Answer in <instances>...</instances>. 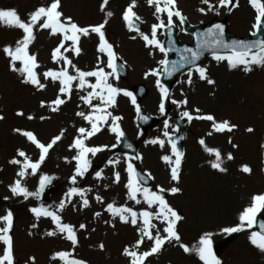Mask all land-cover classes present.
Listing matches in <instances>:
<instances>
[{
    "label": "rangeland",
    "instance_id": "rangeland-1",
    "mask_svg": "<svg viewBox=\"0 0 264 264\" xmlns=\"http://www.w3.org/2000/svg\"><path fill=\"white\" fill-rule=\"evenodd\" d=\"M50 3L51 0H0V9H14L27 22L29 13ZM102 3L103 0H60L59 10L64 17H71L81 27L97 26L107 19L103 29L106 41L112 46L115 60H120L127 69L125 81L110 76L109 83L123 91L135 85H144L148 89V96L140 105L148 114L161 116L155 108L159 93L156 79L161 72L159 61L164 60V56L155 47L146 46L140 33L149 36L152 26L160 22L157 16L167 24V14L156 13L155 6H150L148 0H135L133 11L139 17L136 21L141 25V31L136 33L129 30L123 20V12L132 0H108L101 11ZM233 3L238 6H219L217 10L208 11L209 5L218 4V0H209L208 4L202 3V0H175L176 9L190 25L208 23L216 18L226 20L227 30L234 36L252 35L255 9L249 0H233ZM109 11L112 16L106 17L105 13ZM172 19V25L178 32L177 40L190 43V36L181 29L180 19L175 16ZM162 29L157 31V39L161 42ZM33 34L35 39L28 46V53L36 57L39 67L35 71L45 84L43 89L24 83L23 75L12 70L10 57L4 54L3 48L8 46L14 49L24 33L17 27L0 23V117H3L0 119V216L6 215L8 211L12 212L9 235L14 264H69L71 260H79L83 264H131V258L123 254L125 247L132 250L137 240L142 239L136 249L142 253L150 250L152 241L147 237L141 238L138 229L142 224L139 221L137 225L121 222L118 216L114 217L107 211V204L126 206L137 213L155 212L157 208H149L140 194L137 195L141 201L139 204L128 198L127 159L130 158L112 152L111 147L116 144L117 139L110 131L111 118H108L107 123L99 124V132L84 139L85 146L100 147L102 150L94 156L91 153L87 155L90 161L88 171L83 177L77 176L75 183L71 182L76 168L73 158L79 152V149L72 146L80 136L78 129L84 127L91 130V125L77 113H100L84 104L81 96L92 89L86 87L81 90L76 86L78 80L72 82L69 94L61 95L59 81L43 78L45 71H60L65 67L68 74L73 76L77 75L76 69L94 71L100 67L105 72H111L112 69L107 67L108 56L98 51V34L90 32L87 36H80L79 54L73 50L71 41H65V47L69 50L61 51L75 68L66 66L63 61L54 62L52 59L53 49L63 39L61 34L53 35L50 29L40 28L39 25L33 28ZM15 66L19 69L22 65L17 61ZM199 67L206 70V79H200L195 69L192 70L190 83L188 73L178 79L172 102H179L178 106L181 108L177 109L175 103L174 111L168 117L170 120L165 119L169 125L167 128L164 120L154 129L142 134L134 122L137 104L134 105L123 91L115 96L114 106L107 108L112 116L120 117L118 126L128 136L139 141V157L130 159V163L151 175L152 184L149 189H163L168 195L167 204L181 217L175 226L179 242H166L159 252L147 257L144 264H203L195 252L185 253L179 245L182 243L190 249L199 246V240L205 233L211 234L212 254L221 264H264V251L252 245L249 240L253 228L231 234L222 231L226 227L238 225L239 215L244 208L250 206L251 198L264 194V66L250 65L251 70L245 72L243 65L229 68L228 62L210 57ZM153 70L157 75L149 74ZM208 79L213 83L209 84ZM87 80L88 83H95V77ZM221 84L225 87L222 88ZM151 85H154V90ZM57 96H61L65 103L52 111L54 105L51 102ZM184 99L186 105L181 103ZM92 103L99 105L101 101L94 99ZM184 109L195 116L188 128L179 180L173 181V165L162 159L167 155L173 163L175 161L164 133L173 132L172 119L176 114H182ZM208 115L214 117V120L196 118ZM224 121L234 126L231 131H215L213 124ZM249 128L253 131H247ZM17 129L20 131H16ZM24 131L32 132L45 145L57 136L61 139L49 149L37 172L32 174L31 169H28L21 179L17 173L21 170L24 158L18 152L23 151L31 162L38 161L40 157V150L22 135ZM153 139L163 140V147L149 142ZM201 140L204 141L203 145ZM206 147L220 152L221 167L225 171L211 167L215 156L205 151ZM229 154L232 159L227 158ZM13 159L21 163H10ZM109 160L118 162L111 164L110 169H105L108 171L106 178L100 181L95 173L104 169L99 167L109 165ZM243 166H248L250 173L243 172ZM116 173H119L118 182ZM42 175L52 179L40 192L38 199H24L23 196H14L10 191V186L21 179L22 186L30 192H36ZM49 184H52V194L41 199ZM173 187L179 191L172 193ZM72 188L83 190V196L74 194L69 198L67 193ZM97 196L101 199L97 200ZM84 199L88 201L87 206L83 205ZM61 200L65 201V207L57 214L63 223L73 227L77 238L75 245L66 238V234L58 231L50 217L37 218L30 211L33 207L41 206L56 211ZM258 215L264 218V211ZM151 223L155 225L151 229L153 236L157 231L166 235L163 233L165 224L162 220L152 219ZM34 224L36 227L32 226ZM81 224L85 225L83 229L80 228ZM4 226V222L0 221V228ZM53 231L56 235H47ZM4 247L0 242V255L3 254ZM60 252L69 255L61 259L56 256Z\"/></svg>",
    "mask_w": 264,
    "mask_h": 264
},
{
    "label": "snow or ice",
    "instance_id": "snow-or-ice-1",
    "mask_svg": "<svg viewBox=\"0 0 264 264\" xmlns=\"http://www.w3.org/2000/svg\"><path fill=\"white\" fill-rule=\"evenodd\" d=\"M209 0H202V3L208 4ZM150 6H155V12L166 13L167 14V24H165L160 17L157 16V19L160 21L158 24H154L151 29V36L140 33L142 38L145 41L146 46H152L158 49L161 53H166V49L163 46L162 42L157 39V31L160 28H167L173 23V17H178L181 22H183L184 17L182 13L176 9L175 0H148ZM249 3L253 6L256 11L255 22L252 25L254 31L252 35L256 34L255 30H258L261 27H264V3H261V0H249ZM108 4V0H103V3L100 5L101 11L104 10L105 6ZM219 6L228 7L231 5L232 7L238 6L233 3V0H218ZM135 7V0H132V3L124 10L123 12V20L126 22L129 30L138 31V28L135 24L136 20H139V17L133 11ZM60 8V0H51V3L47 6H40L36 8L33 12L29 13V19L27 22H24L18 15L17 11L14 9L2 10L0 9V23H6L8 26H14L22 30L24 33L21 40L17 41L16 47L10 48L5 46L3 48V52L6 56L10 57L12 63V70L19 71L24 79L23 82L26 84H31L38 89H43L45 84H43L35 71L39 66L36 62V57L33 55H29L28 46L35 39L33 34V28L39 25L40 28L50 29L51 34L55 35L57 33L63 36V39L60 41V44L53 49L52 51V59L54 62L63 61L64 65H71L75 68V65H72L71 60H69L66 56L63 55L61 49L64 51H68L69 49L65 47V41H71L73 45V50L76 54H79L80 48L78 47V41L81 35L87 36L91 33H96L99 36V45L98 51L101 53H106L108 56L107 67L112 69L111 72H105L103 68L98 67L94 71H81L76 69L77 75H69L67 68H63L60 71L47 70L43 73V78L45 80L51 78L52 81H59L60 88L59 92L61 95L69 94L71 92V85L73 81L78 80V84L76 85L81 90H84L86 87L92 89V91L87 92L86 95L81 96L84 104L88 105L89 108H92L95 112L100 113L96 115L85 114L84 112H79L77 115L81 116L85 121H87L91 125V130L81 127L78 129V136L73 143V147L79 149L78 154L73 158L76 161V168L73 177H71V182L75 183L76 177H83L85 172L88 171L90 166V161L87 159V155L91 153L93 156L96 155L97 152L101 151L100 147H87L84 144V139L90 138L95 133L99 132L101 129L99 124L107 123L108 118H111V127L110 131L116 135L117 141L124 135V133L119 128L117 121L120 117L112 116L111 112L107 111L108 107L114 106L115 104V96L119 94L121 89L113 87L111 83H109V77L116 76V66L114 61L116 59L115 53L112 50V46L107 43L103 29L105 24L107 23V19L104 23H101L97 26L89 27H81L78 26L75 22L72 21L71 17H64L63 13L59 10ZM209 10H211V5H209ZM203 11V9H200ZM106 17H111L112 12H106ZM42 21V22H41ZM224 28L220 24H216L213 29H209L205 34L207 37H210V41H205L204 44L198 45V48H207L211 47L215 48H224L229 51L228 55H219L213 52V58L216 60H227L229 68H235L239 65L244 66V71H250V65H258L264 66V40H257L253 42L246 41H233L231 44L226 43L223 39ZM135 39V37H133ZM171 43V41H169ZM186 52H189L191 55L181 56V61L179 67H184L185 64H194L197 59H199L200 52L192 49H186ZM19 61L22 65L19 69L16 68L15 62ZM159 63L164 65V72L167 75H172L175 71L178 70V66L176 62H172L171 65H168L166 60H160ZM195 71L199 74L200 79H206V70L202 67H195ZM151 75H157L156 71L153 70L150 73ZM146 75H148L146 73ZM192 69H189L188 82H191ZM95 77V83H88L87 78ZM207 82L209 84L213 83L212 80L208 79ZM156 86L158 87L161 95V103L159 105V111L161 114L164 113V98L167 96V89L160 83V80L157 79ZM106 94V95H105ZM125 96H132V93L128 91H123ZM94 99H99L101 103L99 105H93L92 101ZM52 111H56L60 105L65 103L64 99L61 96H57L52 102ZM132 103L135 105L136 101L133 98ZM173 103H178L177 101H173ZM186 103V102H181ZM137 114L139 115L140 109L136 108ZM198 111V110H197ZM22 114V113H18ZM183 117L191 120L193 117L189 114V112H183ZM142 119H147V117H141ZM197 119H207L214 120V117L208 116H198ZM3 119V117H0ZM31 119V117H29ZM164 126L167 128L168 121H164ZM213 127L215 131L221 132L224 130L231 131L232 127L227 121L221 123H214ZM16 131H20L17 129ZM247 131L251 132L253 129L249 128ZM32 144L36 146L40 150L39 160L36 162H31L26 154L23 151H19L18 155L24 158L23 165L21 170L17 173V176L21 179L25 177L28 169H31L32 174H35L39 168V165L46 157L49 149L61 139L60 136L55 137L50 143L45 145L41 143L36 136L30 131L22 132ZM165 136L168 135L167 132L164 133ZM83 137V139L81 138ZM152 144H159L161 147L164 145V141L160 139H153L149 141ZM200 143L203 145L204 141L201 140ZM112 147H115L113 145ZM130 147V146H129ZM171 149L175 156V161L170 159L169 156L165 155L162 159L173 165L171 167V179L173 181L179 180V170L181 165V159L183 153L177 150L175 141H171ZM205 151L209 152V154L215 156V161L211 163V167L213 169H217L221 172L225 171L224 168L221 167V154L218 150L205 148ZM228 159H232L231 154L228 155ZM118 161L109 160V164H115ZM12 164H20L21 161L17 159H13L10 161ZM127 171L129 174V179L126 184V188L128 189V198L130 200L135 201L139 204L141 201L137 198V195L140 194L143 196L144 202L152 208L156 206L157 211H141L137 213L133 211L131 208L126 206L117 207L114 203L107 204V211L111 213L114 217H119L120 221L123 223H131L132 225H137L138 221L142 224L138 230L140 232L141 238L147 237L148 240L152 241V246L150 250L139 253L136 249L142 243L141 240H137L136 244L133 246V249L125 247L123 250V254L127 257L131 258V264H144V261L150 255H153L159 252L162 246L166 242H170L171 240H175L179 242L180 237L175 230L176 223L181 219L180 215L173 210L165 201L163 196L158 195L156 192L152 191L148 187L144 186L148 179H152L149 174L146 178L142 179L138 173H136L133 165L128 163ZM242 171L245 173H250L251 169L248 166H243ZM96 177L99 178L101 176V171H97L95 173ZM116 181H119V173L115 174ZM21 179H17L13 185L10 186V191L14 196H23L24 199H28L29 197L39 198V194L43 191V188L47 183L52 179L48 176H40L39 188L36 192H30L26 187L22 186ZM163 191V189H161ZM179 191L178 188H171L172 193H177ZM74 194H79L83 196V190L72 188L67 193L70 198ZM97 200H100L101 197L97 196ZM88 201L86 199L83 200V205L87 206ZM65 207V201L61 200L59 202V207L56 211H50L48 208L43 206L41 207H33L30 211L37 217H50L52 222L55 224L58 231L62 234H66V238L72 242L73 245L77 243L76 233L73 227L67 223H63L61 221V217L57 214L60 210ZM264 211V194H257L251 198L250 206L243 209V211L239 215V224L233 227H226L222 229L223 232L231 234L237 233L245 230V228L252 229L256 225L257 215ZM99 215V213H96ZM152 219L162 220L165 224L163 228V233L166 235H161L159 231L156 232L155 236L152 235L151 229L155 228V225L151 223ZM12 212L8 211L6 215L0 216V221H3L5 226L0 228V242L5 246L3 248V254L0 255V264H14L13 254H12V240L9 235L12 226ZM36 227V225H32ZM85 225L81 224L80 228L83 229ZM47 235L52 236L56 235V232H48ZM210 233H205L201 236L199 240V246H194L193 248H189L184 244H180L179 246L183 249L185 253L195 252L199 259L203 261V264H221V262L216 259V257L212 254L211 250V240ZM249 240L252 245L257 247L259 250L264 251V223L259 224V231H251L249 236ZM103 245H101V248ZM68 253L60 252L57 253L56 256L63 259ZM55 258V257H54ZM69 264H83L82 261L79 260H71Z\"/></svg>",
    "mask_w": 264,
    "mask_h": 264
},
{
    "label": "water",
    "instance_id": "water-1",
    "mask_svg": "<svg viewBox=\"0 0 264 264\" xmlns=\"http://www.w3.org/2000/svg\"><path fill=\"white\" fill-rule=\"evenodd\" d=\"M262 19H264V17H262ZM136 24V23H135ZM216 24H220L223 26L224 28V33H223V39L226 43L231 44L233 41H246V42H253V41H257V40H264V27L259 28L258 30H256V34L249 37V38H245V39H239V38H235L230 36L229 34H227L226 29H225V22H217L216 20H214L213 22H211L208 25H204V26H200L198 28H190V27H186L185 30L189 33L192 34V36L194 37V43L191 46H185L182 45L178 46L179 44H176L175 42V34H172V36L170 37V39L166 42V47L169 48V60H168V65L170 66L172 62H176L178 68L180 63H182L181 61V56H188L190 57V53L186 52V49H192L195 51H199L201 54L199 56V59H197L195 61L194 64H185L183 67V70L179 72V74L183 73V71H186V69L188 67H194L197 64H199L206 56L212 55L213 52H215L216 54L219 53H229V51L227 49L224 48H211V47H207V48H198V45H202L204 44L205 41H210V37H207L205 34L208 32L209 29H211V27L216 25ZM137 28H138V24H136ZM169 41H171V43H169ZM175 47L178 48L180 47L178 50L172 51L171 47ZM182 53V54H181ZM166 74V73H165ZM176 71L172 74V75H167V78L164 79V81L167 83L168 88L170 89L173 85V81H174V77L176 76ZM122 76H124V72L121 74ZM142 116L139 117V122L140 124L143 126L142 128H146L149 125L152 126L155 122L152 119H147V120H143L141 118ZM264 223V220L258 216L256 218V225H255V230L259 231V224Z\"/></svg>",
    "mask_w": 264,
    "mask_h": 264
},
{
    "label": "bare ground",
    "instance_id": "bare-ground-1",
    "mask_svg": "<svg viewBox=\"0 0 264 264\" xmlns=\"http://www.w3.org/2000/svg\"><path fill=\"white\" fill-rule=\"evenodd\" d=\"M247 7V6H246ZM248 9H250L249 7H247ZM217 9H219V5L218 4H215V5H213V6H211V10H209V8H208V11H214V10H217ZM246 13V12H245ZM151 36V33L149 34V37ZM221 61H223L224 63H226L227 62V60H221ZM221 86H222V88H224L225 87V85L224 84H221ZM240 223V222H239Z\"/></svg>",
    "mask_w": 264,
    "mask_h": 264
}]
</instances>
